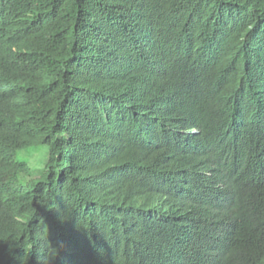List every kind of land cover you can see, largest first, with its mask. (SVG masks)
Segmentation results:
<instances>
[{
    "label": "trees",
    "instance_id": "1",
    "mask_svg": "<svg viewBox=\"0 0 264 264\" xmlns=\"http://www.w3.org/2000/svg\"><path fill=\"white\" fill-rule=\"evenodd\" d=\"M0 264H264V0H0Z\"/></svg>",
    "mask_w": 264,
    "mask_h": 264
},
{
    "label": "rangeland",
    "instance_id": "2",
    "mask_svg": "<svg viewBox=\"0 0 264 264\" xmlns=\"http://www.w3.org/2000/svg\"><path fill=\"white\" fill-rule=\"evenodd\" d=\"M47 150L48 149L46 147L22 150V151H19L17 153V159L25 158V160H29V163H36V164H32L31 168H32V170L33 169H39L37 171L39 173L40 170L44 167V165L46 163V152H47ZM37 163L39 165H37ZM32 174H34L33 171H32Z\"/></svg>",
    "mask_w": 264,
    "mask_h": 264
}]
</instances>
